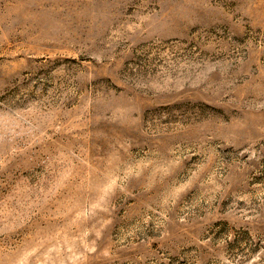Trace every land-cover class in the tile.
<instances>
[{
	"label": "rangeland",
	"instance_id": "obj_1",
	"mask_svg": "<svg viewBox=\"0 0 264 264\" xmlns=\"http://www.w3.org/2000/svg\"><path fill=\"white\" fill-rule=\"evenodd\" d=\"M0 264H264V0H0Z\"/></svg>",
	"mask_w": 264,
	"mask_h": 264
}]
</instances>
